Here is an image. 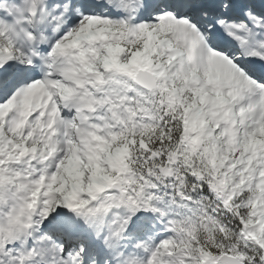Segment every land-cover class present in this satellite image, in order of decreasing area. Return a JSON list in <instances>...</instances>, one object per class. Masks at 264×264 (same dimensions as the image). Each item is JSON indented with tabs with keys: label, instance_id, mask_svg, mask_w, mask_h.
<instances>
[{
	"label": "snow or ice",
	"instance_id": "6c2138e0",
	"mask_svg": "<svg viewBox=\"0 0 264 264\" xmlns=\"http://www.w3.org/2000/svg\"><path fill=\"white\" fill-rule=\"evenodd\" d=\"M0 264H264V0H0Z\"/></svg>",
	"mask_w": 264,
	"mask_h": 264
}]
</instances>
